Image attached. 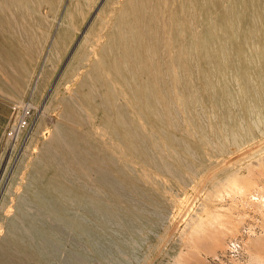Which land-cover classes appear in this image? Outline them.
Wrapping results in <instances>:
<instances>
[{
	"label": "bare ground",
	"instance_id": "obj_1",
	"mask_svg": "<svg viewBox=\"0 0 264 264\" xmlns=\"http://www.w3.org/2000/svg\"><path fill=\"white\" fill-rule=\"evenodd\" d=\"M94 1L67 0L58 14L61 0H0L4 34L10 14L31 25L41 21L38 7H48L54 16V35L31 92L36 94L49 73L46 63L60 62L55 50L71 42ZM108 3L98 4L62 74L73 78L64 80L60 105L77 121L70 103L75 98L92 126L59 141L65 126L57 122L51 138L40 136L42 149L87 142L125 180L132 175L151 182L156 177L148 168L171 174L181 165L192 170V159L186 158L196 160L194 146L212 157L235 152L264 133V0H113L118 6L109 21L102 17ZM39 41L40 35L17 33L4 46H11L15 66H23V56L37 57ZM38 106L43 113L48 109V103ZM56 138V146L47 144ZM249 146L242 155L263 153L264 142ZM61 174L59 167L33 169L16 205L19 214L2 216L7 235L1 241L21 246L42 264H82L94 257L127 264L123 248L133 244L130 233L139 222L136 226L126 211L119 215L110 203L71 188Z\"/></svg>",
	"mask_w": 264,
	"mask_h": 264
},
{
	"label": "rangeland",
	"instance_id": "obj_2",
	"mask_svg": "<svg viewBox=\"0 0 264 264\" xmlns=\"http://www.w3.org/2000/svg\"><path fill=\"white\" fill-rule=\"evenodd\" d=\"M95 1L90 3L87 17L74 32L71 42L55 50L61 58L60 62L46 63L45 68L49 66L50 71L43 76L44 81H37L36 94L30 89L43 67L54 35L53 14L46 6L38 7L37 16L41 21L37 25L26 24L10 14L8 31L5 34L0 31V264L40 263L41 258L25 255L21 246L12 244L8 239L1 241V236L7 235L3 217L6 212L19 214L16 205L24 196L22 194L32 180L36 166L61 168V180L65 184L110 203L119 215L126 211V215L136 220V226L139 222L135 231L138 235L134 231L130 233V237H134L132 247L125 245L123 248L127 264H264V150L255 157L248 153L242 155L252 143L264 142V133L256 135L255 139L252 138L254 140L250 138L251 143L248 141L235 152L231 149L212 157L204 149L194 146V151L200 149L197 150L196 160L186 158L189 162L188 158L192 159L193 164L189 163L192 170L181 165L171 174L148 168L152 178L156 177L151 182H141L138 176L132 175L125 180L87 142L83 143L85 146L78 141V144L62 146L50 152L42 149L41 137L51 138L57 122L65 126L62 135L57 137H60L59 141L63 135L81 134L92 126V121L85 118L83 110L76 106L75 98H71L70 103L77 111V121L67 117L66 107L60 102L66 95L63 92L66 89L64 80L73 78L69 73L66 79H62V74L101 2ZM61 2L58 14H61L67 0ZM114 6L118 5L109 0L102 12L105 20L111 18ZM43 17L45 22H42ZM26 32L32 36L40 35L37 57L23 56L19 60L24 63L23 66H15L14 53L9 50L10 45L4 46L5 39L8 41V37ZM98 33L102 34L100 30ZM24 53L26 56L35 54L31 51ZM43 103H48L44 113V107L41 111L37 109ZM26 108L30 114L23 120L25 126L10 135V127L20 119L16 117L22 116ZM35 132L40 134L37 136ZM18 136L20 138L16 141ZM57 138L47 144L56 146L59 142ZM218 180L221 181L216 183ZM71 248L69 243L67 249ZM67 249L63 257L68 254ZM97 258L86 259L82 264H112Z\"/></svg>",
	"mask_w": 264,
	"mask_h": 264
},
{
	"label": "built area",
	"instance_id": "obj_3",
	"mask_svg": "<svg viewBox=\"0 0 264 264\" xmlns=\"http://www.w3.org/2000/svg\"><path fill=\"white\" fill-rule=\"evenodd\" d=\"M30 114L29 113V109L26 108L23 112L22 116H17L16 118H20L17 122H15L14 124H12V126L10 127V135H13L15 132L19 131V129L22 126H25L26 122H24V118H26V116Z\"/></svg>",
	"mask_w": 264,
	"mask_h": 264
}]
</instances>
